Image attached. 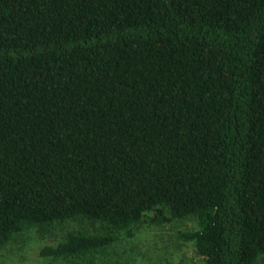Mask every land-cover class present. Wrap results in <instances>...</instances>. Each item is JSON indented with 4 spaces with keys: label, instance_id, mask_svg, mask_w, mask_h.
I'll use <instances>...</instances> for the list:
<instances>
[{
    "label": "trees",
    "instance_id": "trees-1",
    "mask_svg": "<svg viewBox=\"0 0 264 264\" xmlns=\"http://www.w3.org/2000/svg\"><path fill=\"white\" fill-rule=\"evenodd\" d=\"M190 215L203 264L264 255V0H0V246L82 218L40 254L103 264Z\"/></svg>",
    "mask_w": 264,
    "mask_h": 264
},
{
    "label": "rangeland",
    "instance_id": "rangeland-1",
    "mask_svg": "<svg viewBox=\"0 0 264 264\" xmlns=\"http://www.w3.org/2000/svg\"><path fill=\"white\" fill-rule=\"evenodd\" d=\"M198 228L195 216H185L164 223H140L134 236L122 235L105 252L103 264H203L193 244L182 238L184 231ZM100 231L101 227L79 218L58 225L56 228L40 231L29 228L16 235L10 242L0 246V264H50L51 259L40 254L47 245L62 241L69 231ZM65 264L56 260L55 264ZM256 264H264L260 255Z\"/></svg>",
    "mask_w": 264,
    "mask_h": 264
}]
</instances>
